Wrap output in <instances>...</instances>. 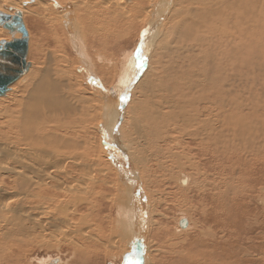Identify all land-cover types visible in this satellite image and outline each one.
Returning <instances> with one entry per match:
<instances>
[{
    "label": "bare ground",
    "instance_id": "1",
    "mask_svg": "<svg viewBox=\"0 0 264 264\" xmlns=\"http://www.w3.org/2000/svg\"><path fill=\"white\" fill-rule=\"evenodd\" d=\"M223 1H225L223 4H226L227 6H224L223 4H218L219 6H216L213 1H209L210 3L207 2L209 5L208 7L201 6V8H198L194 6L197 14L200 15L201 21H199L197 18L195 19L196 21H194V23L191 21L190 25H188L190 20L187 23L185 22L186 25H188L190 28H193L195 31L203 32L202 30L206 29L203 28L205 27V23L208 25V27L212 25V21L210 20L211 17L209 16L210 13L212 16H214V18L212 17L213 21L216 16H227H224L226 21L221 23L224 24V26L220 27L222 28L220 30V34L218 35L216 33L217 30H215V33H213L215 35H207L204 42H201L202 45H207V49H213L211 53V57H213V63H207L206 60L202 68H196L198 65H195V70L189 71H186L188 64L186 63V69L183 70L182 74L186 77L185 79H189H183L184 82L178 85L172 81L173 78H170V80L172 79V83H169L166 76H158L159 69L157 70L156 67H153L151 71L149 70L150 72L146 71L144 73L145 70L143 71V65L140 64V58H142L140 56L141 52L143 53V51L144 53H147L153 50L154 54L155 49L157 51L164 50L162 51V53L165 52L163 55H167L168 51L166 52L165 50L167 49L165 47L166 45H163L162 42H160L161 40L163 41V38H161V40L159 39V41H157V39L159 37L161 28L163 26L165 27V25L169 34H173L171 32V27L174 25H170V21L172 22V20L170 19V21H168V18L171 15L170 12L173 14V11H171V6L174 0H164L162 4L164 12L162 13L160 11L162 14L156 10L157 4L161 1L158 3L155 2V4L145 7V0H0V14L14 16L15 13H20L23 17V24L28 34V55L30 50L33 49H30V46L32 44L34 45V43L37 45V42H39L41 39H35V41L32 40L34 42L31 41V39L34 38H29V30L25 23V16H31L32 18L39 17L37 19H42L45 25H50V27L52 26L51 28H53L52 30L56 36V42H54V39L51 41L56 43L58 46L56 52L57 55L58 53H64L62 50H60V45L63 43L67 44L70 49H72V52L75 50V56L79 58L85 67V74L82 71H79L83 73L81 78L84 82H91L94 93H96L95 95L100 96V110H98V115H95L97 116V123L95 124L94 132L96 134V145L98 147V151L101 157L104 159L103 163L108 169H110V172L113 175L112 177H114L116 187L115 189L117 190V197L114 203L115 222L112 232L109 233L112 238L109 236L106 239L99 240L97 237V240L92 235L89 236L86 233V235H82V241L80 240L77 245H75V243L73 244L75 247H79L77 250L81 249L80 254L82 257H91L92 255H89V253L97 254L100 250H102L101 253H107L106 249L102 246L104 243H106L118 248V257L125 258L128 254L132 253L130 247L140 242V246L137 250V252H139L141 255L139 260L137 261L136 256H134V258L128 256L124 259L125 261L123 264H133L134 261H137L136 264H167L169 261L167 262L166 260L164 248L173 254L175 253L173 252L174 245H165L166 243L161 242V240H157V237L155 236L156 233L154 232L155 229L151 230L149 228L151 227L152 221L156 223L159 220H154L155 215L159 216L158 210L163 204L162 199L158 196H166V192L169 189L178 191V193L187 198V200H189L188 202L190 203H193L194 199L200 198L203 203L204 201L207 203L209 202L207 205H210L212 210L215 207L213 213V216L216 219H214V227L219 224L217 214L218 211L220 212L221 216H223V220L229 224L234 222L233 218L235 216L241 218L245 223L248 222V220L245 218L246 215L247 217L249 216L248 213L250 211L240 208L233 209L230 206L231 204L240 202L241 198L247 199L249 197V191H247V189L245 190V186L242 190H237L236 187L238 186H234V176L231 173V167L225 170L228 172V175L224 176L221 171L216 173V176L213 178L211 177V179V175H209L207 171L204 172V168H202V166L206 165V163L210 161H212L214 165H219V167H222L228 163L230 164L234 157V151L246 149L247 145L252 142V140H254L256 143L259 135H261L257 133V130L254 132L253 128L245 125L246 123H243L247 118L242 119L244 120L243 122H235V120H237L235 117V112L237 110L235 108L234 112L233 109H231V101L235 95L234 93L245 92L244 90L250 88L251 82L254 83L253 77L256 70L259 76V84L263 83L264 0H220V3ZM130 2H133V5L127 7V4H131ZM203 3H206V1ZM44 4L52 5V7L50 6L49 10L53 14H57L59 18H57L55 15L44 14L47 12V10L44 9ZM198 4H201V2H198ZM193 5H191V7ZM185 7H188V4ZM74 8L77 12L76 16L74 13ZM129 10H131V13ZM202 10H206L208 12L201 14ZM140 11L145 13V28H148L155 20L157 21L158 19V21L151 27V31L148 30L147 33L144 31L140 34V37L143 34V38L145 37V39L137 53L134 54L136 50L135 47L134 52H132L130 55H126V58L120 64V68L118 70L119 78L117 79V86L115 84L116 90L114 88L112 93L109 92L110 90H101V82H105L106 77L105 73H103L104 69L101 68L99 76L100 79H98L93 72L94 70L92 71V65L88 63L84 54V49L81 45V36L83 40L86 38L85 44L88 41L87 46H92V44L100 45V43L105 42L103 37H106L109 34L108 31L110 26L113 28L111 30L115 31L117 26L121 25L123 22L125 23V21L126 23L130 22V20L136 21V19L139 18L137 15ZM29 19L28 23L30 22ZM159 20H161L160 23ZM179 20L181 19L179 18ZM179 20L176 19V21L179 22L178 24L182 22ZM220 20L223 21L222 19ZM167 22L170 23V31L169 28H167ZM219 23L220 22H218V24ZM126 26L128 29L130 24ZM107 27H109L108 31ZM49 30L51 29L49 28ZM200 34L202 35V33ZM199 35L197 36L199 37ZM20 37L21 35L19 32H16V34H10L8 30L0 27V43L3 41L10 42L13 39H19ZM201 37L203 36H200V38ZM252 37H254L255 41L251 45V42L253 41H248H250ZM184 38L186 37L184 36ZM200 41L202 40H199L198 42ZM157 42L160 43L157 44ZM177 42L178 40H176V43ZM180 42L181 41H179V43ZM181 43L179 45H182ZM189 43L191 44V42ZM195 43L196 42H192V44ZM196 45L200 46L199 43ZM36 48L38 50V47ZM192 49L193 48L189 46H182L181 50L184 52H191L192 54V52L195 50ZM177 51L179 52L180 50ZM177 51L175 53H177ZM203 51H205L204 47ZM182 53H180L178 56H181ZM50 55L53 57V59L56 58L53 52H50ZM60 55L58 56V62L61 63L63 69L52 66L51 63H47L48 60L46 61V64H43L45 65L44 68L42 65V68L40 69L38 67L35 68V66H31V63L28 72L17 82L10 85L9 91L4 96L0 97V102L4 99L6 103L3 102V104L7 105L6 107H0L2 108V110H0V179L3 182L2 184L0 181V223H3L0 225V237L2 239V244H0V253H2L0 256V264H16V262H18V264H22L21 259L26 257L23 255V253H19V250L29 243H36L38 240H41L43 234L42 232H50V234L48 233V235H46L50 238H58V236L62 237V235H66L67 237H70L69 241H75V239H71L74 234H83L79 229L76 230L75 226H73V218L77 209H73L74 204H72V202H74L73 194L77 190V186H74L76 187L75 189L71 187V181L74 180L75 184L76 182H80L79 176L77 175L79 173L78 170L84 169L82 165L85 167V170H87V167H89V165L86 166L83 164L85 157L82 158L83 153L80 152V150H83L82 145L73 139L75 132H77L76 127L78 121L71 119V114L75 115L77 112V109H75V104L77 105V103L81 100L82 96L80 97V87L83 86L82 83L75 78L77 75H72L71 70L68 71L69 66L65 65L66 62L68 63L67 58L64 59L63 56ZM173 56L174 55H172V57ZM186 57H188V54L183 58ZM48 59L50 60L49 57ZM198 59H201V57L199 58V55ZM169 61L170 59H167L168 63ZM189 61L190 59L187 62ZM236 61H238V65H235ZM153 63L154 61L150 63V65ZM158 63L159 61L157 64ZM189 63L191 65V62ZM190 65L188 67L191 68ZM167 68L168 67L166 66H161L160 69L163 70L162 72H165ZM75 70L78 72L77 68ZM67 73L68 77L66 76ZM142 73L144 76L141 75ZM33 74L35 75L34 77H32ZM179 79L180 80L178 81L180 82L182 79L181 77ZM28 82L30 85L28 87H24L20 96L15 97V92L18 93L19 90V84H27ZM207 86H210L211 90H207ZM252 87L254 88V85H252ZM132 89L134 91V95L132 98H130L131 100L128 103V108L126 110L124 106L126 105L128 93ZM123 91L126 92V97L124 100L125 105L120 103L122 96L119 97ZM171 91L176 92L174 96H176L177 92L180 91V93H178V99H170L173 97V95L169 98L167 94L171 95ZM259 91L260 89L258 92ZM158 92H162V95H160ZM262 93L260 92V94H257L261 95ZM251 97L253 98L252 95ZM164 98L168 101L164 100ZM169 100H173L172 104L169 102ZM247 102H249V100ZM250 102L248 104H250ZM167 103H169L172 107L169 106L171 108H166L167 106L165 107V104ZM239 103L241 104V102ZM3 104L1 102L0 105ZM244 104L245 103L243 102V105ZM91 105H93V103ZM203 106H208L209 110L206 111L201 109ZM214 106L217 108V112L209 108ZM251 107L252 108L250 109H253L254 111L256 110L252 106V103ZM123 108L126 110L124 113L122 111ZM172 108H175V110L179 109V111L174 112L172 111ZM219 109L220 112H218ZM249 112L252 114V111ZM80 113L82 116H85L83 119L88 118L83 109L80 110ZM125 117L127 118L128 122H130L132 118L138 119L140 122H138L139 126L142 124L139 128H144V131L140 130L139 132L138 126H136V128L132 121L131 124L134 126H132V130L130 131H133L138 136H136V139L131 140V137H127V135H125L123 138L127 144L124 143L125 141H121L122 138L119 135V132L123 129H126L127 127ZM136 119L135 121H137ZM157 119H160L161 122H163L159 123L160 121L158 122ZM90 121L93 120L90 119ZM81 128L84 129L85 126ZM79 133L81 135L83 132L79 131ZM82 135H84L83 137H86L87 134L84 133ZM103 138H106L107 141H103ZM113 140L117 141L118 146H116V149L108 144ZM122 143L126 144L127 147ZM131 144H139L140 148H136V150L129 152V150H131ZM176 145L179 146V149L173 150L172 147ZM257 149L258 147L256 150ZM252 152L256 151L252 150ZM251 154L252 153H250V155ZM77 156L82 158V160L80 159L82 162H80L79 165H74L71 159ZM262 156L264 157V154ZM245 158L246 157L244 156V159ZM255 161L257 160L255 159ZM239 164L244 167L243 176H246L248 174H246L245 167L247 163L245 164L244 160V162L239 161ZM72 165H74L73 168L75 169L76 174L74 173V175L72 174L71 176ZM214 165L213 170L216 169V166ZM208 168L209 167H207V169ZM190 170V174L189 172L185 173L189 175L183 174V171ZM240 170L242 171V169ZM251 173H253L252 170ZM165 175L167 176L165 177ZM249 175H251L250 172ZM71 177L73 178L71 179ZM234 180L236 182L237 179ZM239 181L242 182V179ZM142 184L144 190L146 191L145 194H148H146V196H149L150 201L153 199L151 202L149 201L150 211H148L149 204L147 203V200L144 199L145 197L143 196V193L140 191L142 190ZM80 185H82V182ZM80 185L78 187L79 190L82 189V186ZM138 187H140V190H138ZM262 190L264 189H261V191L259 190L260 194L258 195L260 196H257L260 203L263 199L261 193ZM178 193L177 195L179 196ZM169 195H171L170 192L168 196ZM206 199H209V201ZM75 202L78 203L77 200ZM206 212L207 211L205 210V213ZM186 222L187 225L184 229H189L191 225L189 226V221L187 219ZM69 224H71V230L68 226ZM147 224L150 226L148 225L149 227H147ZM143 225H146L144 231L142 230ZM155 225L156 224H153V227ZM256 226L258 229L263 227V217L261 213H258L257 215ZM250 230V228L247 229V235L249 234ZM238 231L241 233L240 230ZM225 232H227V230ZM209 233L207 232L206 234ZM213 233L211 235H213ZM166 234L167 232L161 236L165 237ZM233 234L234 233H232V236ZM243 234L244 232L242 235ZM46 236L44 235V237ZM60 237L59 239H61ZM78 238L79 236L77 239ZM175 240L176 239H174V241ZM203 240L205 239L203 238ZM212 240H217V237L213 236ZM225 242H227V240ZM10 243H13V245ZM168 243L169 242H167V244ZM178 243L179 242H177V244ZM215 243L218 242L215 241ZM57 246H60V244ZM190 247L192 246L190 245ZM77 250L75 249V252L71 251V260L76 258V253H78ZM249 250H251V248ZM227 256L225 257L227 258ZM261 256L262 255L260 254L259 257L261 260H263ZM175 257L176 256H174V258ZM239 260H241L240 257ZM37 262V264H62L60 258H45L42 260L37 259Z\"/></svg>",
    "mask_w": 264,
    "mask_h": 264
},
{
    "label": "rangeland",
    "instance_id": "2",
    "mask_svg": "<svg viewBox=\"0 0 264 264\" xmlns=\"http://www.w3.org/2000/svg\"><path fill=\"white\" fill-rule=\"evenodd\" d=\"M186 1H188V2H186ZM186 1L185 0H181V1L180 0H174V2L176 4L173 2L172 6H171V11H173V14L170 12V14H171L170 16H173V15L174 16L173 17L169 16V18H168L169 19L168 21H170V19H171L172 22L170 21L171 24L169 22L166 23V24H168L167 28H169V31H170V27L174 25L173 27H171V32L173 34L171 32L170 33L172 35L169 34V32L167 31L168 29L166 30V25L164 24L165 27L163 26L161 28L159 37L157 39V41H159V39L161 40V38H163V41L161 40L160 42H162L163 45H166L165 47L167 49H165V50H166V52L168 51L167 55H163V53L165 54V52L162 53V51H164V50H161V51L158 50L157 51L155 49L154 54H153V50L149 51L147 53H144V51H143V53L141 52V56H140V57H142V58H140V64L143 65V71L145 70L144 73L146 71L150 72L153 69V67L154 68L156 67L157 70L159 69L158 76H166L168 81H169V83H172V81H173L175 84H178V85L182 84L184 82V80L189 79V78L185 79L186 77L183 76V74H182L183 70L186 69V63H188L186 71L195 70V65H198V66H196V68L197 67L198 68H202L204 66V62L206 60H207V63L208 62H210V63L212 62L213 63V57H211L212 56L211 53H212L213 49L212 48H208L209 49L208 50L207 49V45H205V44L202 45L201 42H204V40L207 37V35H215V34H213V33H215L214 32L215 30H217L216 33L219 35L220 34V30L222 29L220 27L224 26V24H221V23H224V21H226V19L224 18V16H226V15H224V16L223 15L216 16L217 18L215 17V19L213 21L212 17L214 18V16H212V14L210 13L209 16L211 17L210 20L212 21L211 22L212 25L208 27V25L205 23V27H203V28H206V29H204V30H202L203 28L201 29L205 34L203 32H201V31H199V32L195 31L193 28H190L188 26V25L191 24V21H192V23H194V21H196L195 19H197V18H198L199 21H201L200 15L197 14V11L195 10V7H198V8H201V6L202 7H208L209 6L208 3H210L209 1H211V2L213 1L215 3V5L217 6L218 4L225 3V1H223L222 3H220V0H200V1L199 0H192V1L186 0ZM205 1H206V3H203ZM155 2L156 3L160 2V3L157 4V9L156 10H157V12L162 14L164 12V9H163V6H162L164 0H145V4H146L145 7L146 6H150L152 4H155ZM198 2H201V4H198ZM130 3L131 4H127V7H130V6L133 5V2H130ZM187 4H188V7H185V6H187ZM191 5H193V6L191 7ZM223 5L227 6L226 4H223ZM50 6L52 7V5L44 4V7H45L44 9L47 10V12H45L44 14L55 15L57 18H59L57 16V14H53L49 10ZM185 8H187V9H185ZM175 10H176V13H175ZM129 12L131 13V10H129ZM202 12H201V14H205L208 11L202 10ZM228 12H231V11H228ZM74 13H75V16H76L77 12H76L75 8H74ZM137 16L139 18H137L136 21L135 20L134 21L130 20V22H127V23L125 21V23L123 22V23H121V25L117 26V29L115 31L111 30V29H113L112 26H110V29H109V27H107V31L109 29V31H108L109 34L106 37L105 36L103 37V39H105V42L100 43V45L99 44H92V46H90V45L87 46L88 41L85 44L86 38H85V40H83V38L81 36V45H82V47L84 49V54L86 56V59H87L88 63L90 65H92V71L94 70L93 72L97 76L98 79H100L99 76H100L101 68L104 69L103 73H105L106 77H105V82H103V83L101 82V85H102L101 86V88H102L101 90L109 91L111 88H113V89L115 88V90H116V86H117V83H118L117 79L119 78L118 77V70L120 68V64L126 58V55H130L132 52H134V49H135V47H137L138 42L140 40V34L147 28V27L145 28L146 25L144 26V24H145V21H144L145 20V13L140 11V12H138ZM30 17L31 16H28V17L25 16V23H26L27 28L29 30V38L30 39H31V37L34 38V39H31V41L32 40L35 41V39L36 40L41 39V40L39 42H37V45L34 43V45L32 44L30 46V49L31 48H33V49L30 50L31 53L29 52L27 61H29L30 64L32 63L31 66H33V67L35 66V68L38 67L40 69L42 67L44 68L45 65H43V64L44 63L46 64V61L48 60L47 63L49 62V63L52 64V66H54V67L56 66L59 69H61V68L63 69L61 63L58 62V60H59L58 56L61 53H58V55L56 53L58 46H57L56 43H54V42H56L55 41V37L56 36L53 33V30H52L53 28H51L52 26L50 27V25H47V24L45 25L44 21L42 19H37L39 17H35V18L31 17L32 19ZM179 18L181 20H179ZM218 18L222 19L223 21H221L220 19L217 20ZM28 19L30 20L29 23H28ZM176 19L183 22V23L181 22L182 24L180 23L181 26H180V24H178L179 22H177ZM185 22L186 23L188 22L189 24L186 25ZM218 22H220V23L218 24ZM213 23H214V27H213ZM129 24H130V27L127 29L126 25H129ZM169 24L171 26H169ZM29 25H31L32 27L29 26ZM184 25H185V28H184ZM48 27L52 31L49 30ZM210 29H212L213 31L210 30ZM163 30H164V32H163ZM165 31H166V33H165ZM181 32H183V33H181ZM195 32H196V34H195ZM48 33H50V34H48ZM200 33H202V35ZM40 35H42V36H40ZM197 35H199V37ZM184 36L187 39L184 38ZM200 36H203V37L200 38ZM253 36H254V33H253ZM49 38H51V39H49ZM44 39H45V41H44ZM53 39H54V42L51 41ZM171 39H172L173 43H172ZM182 39H183V41H182ZM190 39L191 40L193 39V40L191 41ZM252 39L250 41H248V42L253 41V42H251V45L255 41L254 37H252ZM176 40H178L177 43H176ZM199 40H202V41L198 42ZM34 41H32V42H34ZM179 41L182 42V43L180 42L182 45H179L180 44ZM160 42H157V44L160 43ZM174 42H175V44H174ZM189 42H191V44ZM192 42H196V43L192 44ZM197 43H199V45L202 46V47L196 45ZM193 45H195V46H193ZM179 46H181V47H179ZM182 46L183 47L189 46V47L193 48L192 50H194V49L195 50L192 52V54H191V52H184L183 50H181ZM36 47H38V50H37ZM203 47H204L205 51H203ZM60 48H61L60 50H62V52H64L60 56H63L64 59L67 58V61L69 63V64L67 62L65 63V65L69 66L68 71L71 70V74L72 75L76 74L77 77L75 76V78L79 82H81L82 86H83V87H80V97L82 96L81 100L77 103V105L75 104V109H77V112H76L75 115L71 114V119H75L76 121H78L77 122V127H76V131L77 132H75V135L73 136V139L78 141V143L80 145H82V147H83V150H80V152L83 153V157L82 158L85 157L84 158L85 161H84L83 164H85L86 166L89 165V167H87L88 168L87 170H85V167L83 165H82V167L84 169L78 170L79 173H78L77 176H79L80 182H76V184H75L74 180L71 181V187H73L75 189L76 187H74V186H77V190L74 193L75 195L73 194V198H74L73 201L74 202H72V204H74L73 205L74 206L73 209L74 210L77 209V211L75 213V216L73 218V226H75L76 230L79 229L83 234L76 233L71 238V239H75V241L74 240L69 241L70 237H67L66 235L65 236L62 235V237L58 236V238H50V237L46 236V235H48V233L50 234V232H42L43 234H42V239L41 240H38L36 243H32V244L29 243L25 247H23V248H21L19 250V253H23V255L26 257L24 259H21V261H22V264H26V262H27V264H37L38 263L37 259L42 260V259H45V258H60L61 261H62V264H123L124 261H125L124 257H118V252H117L118 248L114 247L113 245L104 243V245H102V246H103V248L106 249L107 253H104V252L101 253L102 250H100L98 252L99 254L98 253L97 254H95V253L91 254V253L88 252L89 255H92L91 257H88V258L82 257L81 254H80V250L81 249L77 250L79 247L78 246L75 247L73 245L74 243H75V245H77V243H79L80 240L82 241V239H83L82 235H86V233L89 236L92 235L97 240H98V238H99V240H103V239H106L109 236L111 237V235L109 233H111L113 228H114V222H115L114 221V219H115V208H114L115 205H114V203H115L116 197H117V190L115 189L116 187H115L114 177H112L113 175L110 172V169H108L107 166H105V164L103 163L104 159L101 157V155H100V153L98 151V147L96 145V134L94 132V127H95V124L97 123L96 122L97 121V119H96L97 116H95V115H98V110H100V103H99L100 102V96L99 95H95L96 93H94L93 86H91V82L85 81V82H87V83H85L83 81V79L81 78L83 76L82 74L83 73L85 74V71H84L85 67L82 64V62L79 60V58L75 56V52H74L75 50H73V52H72L71 51L72 49H70V47L67 44H64V43L62 45H60ZM177 50H180V51L178 52ZM176 51H177V53H175ZM182 51H183V53H182ZM50 52L54 53V56L56 57L55 58L56 60L53 59V57L50 55ZM195 52H197V53H195ZM180 53H182L181 56H178ZM186 53L188 54V57L183 58L185 55L187 56ZM208 54H210V55H208ZM172 55H174V56L172 57ZM198 55H199V58L201 57L202 60L198 59ZM206 55H207V57H206ZM47 56L50 58V60L48 59ZM150 57H152V58H150ZM171 57H172V59H171ZM203 57H204V59H203ZM76 59H78L79 61L76 60ZM167 59L168 60L170 59L169 63L167 62ZM182 59H185V60H182ZM189 59H190L189 62H191V65H190L189 62H187ZM153 61H154V63L150 65V63H152ZM158 61H159V63L157 64ZM197 61L199 63L201 62L202 64L201 63L199 64ZM143 62H144V64H143ZM160 62H161V64H160ZM163 62H165V63H163ZM173 62H175V63H173ZM182 65H183V67H182ZM189 65L191 66V68L188 67ZM235 65H238V61L235 62ZM157 66L160 67V68H161V66H163V67L166 66V67H168L167 68L168 71L166 70L167 72L166 71L162 72L163 70H161ZM76 68L78 69V72H77V70H75ZM177 68H178V70H177ZM156 69H154V70H156ZM253 70L255 71L254 68H253ZM79 71H82L83 73H81ZM176 71H177V73H176ZM161 72H162V74H161ZM254 73H255L254 77H253L254 78V83L251 82L250 88L244 90L246 93L245 92L234 93L235 95L233 96V100L231 101V103H232L231 104V106H232L231 109H233L234 112H235V108L237 110L235 112V117L237 118L238 121L235 120V122H239V121L243 122L244 120H242V119L247 118L249 120L245 119V121L243 123L244 124L246 123L245 125L253 128L254 132L257 130V133L261 134V135H259L256 143H255L254 140H252V142H250L247 145L246 149H244V150L243 149H239V150L234 151V157H233L232 162L230 164L228 163L226 165H223L222 167L221 166L219 167V165H214L213 162L210 161V162H212L211 163L212 166H211V164H209L210 162H207L208 165L206 163V165L202 166V168H204V172L207 171V173L209 175H211L210 178L211 177L212 178L215 177L216 173L221 172V171H222V174L224 176L228 175V172H226L225 170L227 168L231 167L230 170H231L232 175L234 176L233 178L238 180V181L236 180V182H235V180L233 179L234 186L235 187L238 186V187H236L237 190H242V189H244V186H245L246 187L245 190L247 189V191H249L248 192L249 197L247 199L246 198H244V199L241 198L240 202L231 204L230 206L233 209L234 208L235 209L240 208V209H245L247 211H250L248 213L249 216L247 217V215H246V218H245V219L248 220V222L245 223V222L242 221L241 218H239L238 216H235L233 218L234 222L229 224V223H227V222H225L223 220V216H221L220 212L218 211L217 214H218L219 224L216 227H214L213 225H214L216 219L214 218L213 213H214V208L215 207L212 210L211 206L207 205V204H209V202L207 203V202L204 201V203H203L200 198L194 199V201L192 199L193 203H190V202H188L189 200H187V198L183 197L182 194H179L178 191H176L174 189H172L173 190L172 191L171 189H169L170 191L168 190L166 192V196L167 197L165 195H163L161 197L158 196L159 198L162 199L163 204H162V207L158 210L159 216L155 215L154 220L155 221H157V219H159V220L156 223L152 221L151 227L149 228L151 230L155 229L154 232L156 233L155 236L157 237V238L156 237L155 238L157 240H161V242L166 243L165 245H169V246H173L174 245L173 252H175V253H173V254L170 251H168L166 248H164V252L166 254V256H165L166 260H167V262L169 261L167 264H177V263L178 264H181V263L182 264H194V263L197 264V262H198V264L199 263L200 264H227V263L228 264H231V263H233V264H258V263L259 264L260 263L264 264V207H263L264 206V202H263L264 201V190H262V192H261L262 193V198H263L262 199L263 203L262 202L260 203L259 198H258L260 196L258 194H260L261 189H264V157L262 156L264 154V103H263L264 102L263 101L264 100V96H263L264 93H262V92H264V90H262V89H264V77H262L263 83L259 84V79H258L259 76H258L257 70ZM67 75H68V73L66 74V76ZM141 75H143V73ZM171 75H173V76H171ZM178 75H179V78L181 77V79H182L181 81L182 82L178 81V80H180L178 78ZM34 76L35 75L33 74L32 77H34ZM168 76H169V78H168ZM170 78H173V80L171 79L172 80L171 81ZM177 78H178V80H177ZM115 84H116V86H115ZM29 85H30L29 82L27 84H25V83H23L21 85L19 84V90H18V93L15 92V97L20 96V94L22 93L24 87H28ZM252 85H254V88L252 87ZM209 87L210 86H207V90H211V87L210 88ZM259 89H260V91L258 92ZM123 90H124V88H123ZM131 91H129V93H128L126 105L124 104L125 105L124 107L126 108V110L128 108V103L131 100L130 98H132L133 95H134L133 89ZM260 92L262 93L261 94L262 96L259 95ZM158 93L160 95H162V92H158ZM178 93H180V91L177 92L176 96H174L176 94V92L175 91H173V92L171 91V95H169V94H167V95L169 96V98L173 95V97H171L170 99L175 100V99H178V97H179ZM257 93H259V94H257ZM248 95H249V97H248ZM251 95L253 96L254 99L251 97ZM120 96L121 95H119V97ZM247 97H248V99L246 100ZM256 98L259 99V100H257ZM164 100H166V99L164 98ZM173 100L172 101L169 100V102H171V104H172ZM248 100H249V102L250 101H252V102H250V104H248L249 103V102H247ZM166 101H168V100H166ZM1 102H2V104H3V102L6 103L4 99ZM1 102H0V104H1ZM239 102H241V104ZM243 102L245 103L244 105H243ZM258 102H259V104L261 106L258 104ZM92 103H93V105H91ZM251 103H252V106L254 107V109H256L255 111L253 109H250V108H252L251 107ZM262 104H263V106H262ZM6 106L7 105H5V104L0 105V107H6ZM169 106H171L169 103L165 104L166 108H171L172 107V106L171 107H169ZM81 107H83V108H81ZM125 108L122 109L123 113L126 111V110H124ZM209 108L213 109V110H215V112H217V108L215 106L214 107H209ZM82 109L85 111L86 116L88 118L83 119L85 116H82L81 113H80V110H82ZM201 109L206 110V111L209 110L208 106H203V108H201ZM0 110H2V108H0ZM239 110H240V112H239ZM172 111L178 112L179 109L175 110V108H172ZM249 111H252L251 112L252 114H250ZM218 112H220V109L218 110ZM241 117H243V118H241ZM90 119L93 120L94 122L90 121ZM135 119L136 118H132L131 121L128 122L127 118L125 117V121L127 122V127H126V129H123L122 131L119 132V135L122 138L121 139L122 142L125 141V139L123 138L125 135H127V137L128 136L131 137V140H134V139L137 138L136 136H138V135L135 134L133 131H130V130H132V126H134V125H135V127L138 126L139 132H140V130L144 131V128H141V129L139 128V127H141L142 124L139 126V124H138L139 120L136 119L137 121H135ZM132 121H133L134 125L131 124ZM157 121L158 122L160 121L159 123L163 122V121L161 122L160 119L159 120L157 119ZM82 124H83V126H85L84 129L81 128V127H83ZM87 125H88V127H87ZM260 128H261V130H260ZM79 131L80 132L82 131L83 133H81V135H80ZM84 133L87 134L86 137H83L84 135H82V134H84ZM75 136L77 137V139H76ZM124 143H126V141ZM124 143H122V144L126 146L127 143L126 144H124ZM137 145L131 144L130 145L131 150H129V152H132L133 150H136V148L139 149L140 148L139 144H137ZM255 145H257V146H255ZM252 146H254V147H252ZM257 147H258V149L256 150ZM172 148H173V150H177V149H179V146L176 145V146H174ZM251 149L253 151L255 150L258 153L252 152ZM246 151H248V152H246ZM237 152H239L240 154L237 153ZM245 153H246V155H245ZM250 153H252V154L250 155ZM235 154H238V155H235ZM258 154H260V155H258ZM244 156L246 157L245 159H244ZM82 158L77 156V157H74L71 160L74 163V165H76V164L79 165V163L82 162L81 161ZM243 159L245 160V164L247 163L245 167H246V174L247 173L248 174L247 175L245 174L246 176H243L244 167L241 164H239V161L244 162ZM250 159H251V161H250ZM255 159L257 161H255ZM74 165L71 166V176H72V174L74 175V173L76 174V171L73 168ZM213 165L216 166L217 170L216 169L213 170ZM207 167H209V168L207 169ZM223 169H224V171H223ZM240 169H242V171ZM251 170H252L253 173H251ZM187 172H189V174H190L191 170L190 171H183V174H185ZM249 172H250L251 175H249ZM231 173H229V174H231ZM189 174H185V175H189ZM166 176L167 175H165V177ZM72 178L73 177H71V179ZM241 179H242V182L239 181ZM0 181L2 182L1 179H0ZM247 181H249V182H247ZM81 182H82V185H80ZM2 184H3V182H2ZM79 185L82 186V189H80V190L78 189ZM240 187H243V188H240ZM141 189L142 190H140V187H138V190H140L141 193H143V196L145 197L144 199L147 200V203L149 204V206H148L149 210L148 211H150V203H149L150 199H149V196H146L147 193L145 194L146 191L144 190L143 184L141 186ZM257 191H258V193H257ZM169 192H170L171 195L168 196ZM171 192H173L174 194L171 193ZM76 193H77V196H79V197L76 196ZM136 193H138V192H136ZM177 193L179 194V196L177 195ZM78 194H80L81 196L78 195ZM182 197H183V199H182ZM189 199H191V198H189ZM76 200L78 201V203L75 202ZM152 200L153 199H151V201ZM206 200L209 201V199H206ZM253 201H254V203H253ZM187 203H189V204H187ZM205 210L207 211L206 213H205ZM258 213H261L262 217H263V227L260 228L261 230L258 229V227L256 226ZM185 218L189 221V226L190 225L191 226H190L189 229L182 230L179 227V222L178 221H180L182 219H185ZM220 220L223 221L224 223L221 222ZM240 220H241V223H240ZM253 222H254V224H253ZM1 224H3V223H0V225ZM149 224H147V227L150 226ZM153 224H156V225L153 227ZM68 226L70 227V230H71V224H69ZM197 226H199V227H197ZM220 227H221V229H220ZM162 228H165V229H162ZM248 228H250L251 230H250L249 234L247 235L246 232H247ZM160 229H162V230H160ZM147 230H148V228H147ZM226 230H227V232H225ZM238 230H240L241 233H239ZM176 231H177V233H176ZM213 231H214V233H213ZM166 232H167V234H166L165 237L161 236V235H164ZM207 232L208 233L211 232V233L206 234ZM243 232H244V234L242 235ZM212 233H213V235H211ZM232 233H234L236 235L233 234V236H232ZM44 235L46 237H44ZM241 235H242V237H241ZM78 236H79V238L77 239ZM168 236H169V238H168ZM213 236L217 237V240H215V241H217L218 243H215V241L212 240ZM59 237L61 239H59ZM63 237H65V238H63ZM202 237L205 240H203ZM174 239H176L175 240L176 243H175ZM208 239H209V241H208ZM222 239H223V241H222ZM230 239H232V240H230ZM226 240H227L228 243L225 242ZM233 240H236V241H233ZM190 241H191V243H190ZM0 242H1L0 244H2L1 237H0ZM167 242H169V243L167 244ZM177 242H179V243L177 244ZM198 243H199L200 246L198 245ZM10 244L13 245V243H10ZM59 244H60V246L62 248L60 246H57ZM67 244H69V245H67ZM195 244H197V245H195ZM190 245L192 247H190ZM218 247L222 248V249H219ZM247 248H249V249L251 248V250H249ZM75 249L78 251V253H76L77 254L76 258L77 259L75 258L74 260H71L72 259L70 257L71 256V251L75 252ZM130 250H131V248H130ZM177 250H178V253H177ZM180 250H182V251H180ZM207 251H209L211 254L209 252H207ZM213 251H215V252H213ZM220 253H222L223 255L220 254ZM227 253H228V256H227ZM110 254H111V256H110ZM167 254L170 255V256H168ZM229 254H230V256H229ZM260 254L262 255L261 258L263 260L260 259V257H259ZM1 255H2V253H0V256ZM162 255H163V253H162ZM188 255H190V256H188ZM216 255H217V257H216ZM174 256H176V257L174 258ZM211 256H213V257H211ZM225 256H227V258ZM236 257H238V258H236ZM239 257L241 258V260H239ZM224 259H226V260H224ZM16 264H18V262H16Z\"/></svg>",
    "mask_w": 264,
    "mask_h": 264
},
{
    "label": "water",
    "instance_id": "3",
    "mask_svg": "<svg viewBox=\"0 0 264 264\" xmlns=\"http://www.w3.org/2000/svg\"><path fill=\"white\" fill-rule=\"evenodd\" d=\"M161 20H159V23L161 22ZM157 21L155 20L153 24H151L144 31H146V33L148 32V30L151 31L150 30L151 27ZM0 27L8 30L10 34H16V32H19L21 35L19 39H13L10 42L3 41L0 43V97H2L9 91L10 85L17 82L22 76H24L28 72L30 63L27 62L28 34L24 27L23 17L21 16V14L15 13L14 16L0 14ZM143 36L144 35L142 34L134 54H136L139 48L141 47V44L143 43L145 39V37L143 38ZM113 91L114 89L111 88L109 92L112 93ZM125 94H126L125 91L121 93L122 100L120 103L124 104V100L126 97ZM103 141L106 142L107 139L103 138ZM108 144L113 146L115 149H116V146H118L117 141L115 140L110 141ZM186 225H187V222L185 219L179 222V227L182 229L186 228ZM145 228H146V225H143L142 230L144 231ZM132 246L130 247L132 250V253L128 254L125 258H127L128 256H131L132 258H134V256H136V259L138 261L141 256L140 253L137 252L140 246V242ZM137 261H134L133 264H136Z\"/></svg>",
    "mask_w": 264,
    "mask_h": 264
}]
</instances>
